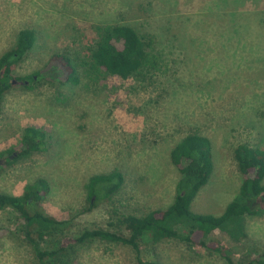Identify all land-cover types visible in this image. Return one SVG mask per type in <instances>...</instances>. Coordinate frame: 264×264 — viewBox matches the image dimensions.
Returning a JSON list of instances; mask_svg holds the SVG:
<instances>
[{
  "label": "rangeland",
  "instance_id": "374dc122",
  "mask_svg": "<svg viewBox=\"0 0 264 264\" xmlns=\"http://www.w3.org/2000/svg\"><path fill=\"white\" fill-rule=\"evenodd\" d=\"M115 23L159 34L162 71L112 78L106 86L61 85L69 75L63 57L77 63L96 42L95 27ZM25 29L37 39L17 72L44 79L6 95L0 152L19 147L29 126L46 128L52 139L43 152L3 163L1 192L20 196L44 179L46 211L73 220L72 232L114 231L117 217L143 216L173 202L180 174L170 152L199 133L212 141L214 171L194 211L221 215L238 196L243 178L234 149L264 148V0H0V55ZM114 171L124 177L121 189L107 200L94 197L97 205L84 211L91 178ZM14 217L0 211V264H31L29 247L9 232ZM242 228L244 236L238 225L212 240L230 251L233 264H252L264 256V216H245ZM140 247L143 260L160 264H228L212 249L178 240H146ZM75 257L74 264H138L132 248L101 241Z\"/></svg>",
  "mask_w": 264,
  "mask_h": 264
},
{
  "label": "trees",
  "instance_id": "16d2710c",
  "mask_svg": "<svg viewBox=\"0 0 264 264\" xmlns=\"http://www.w3.org/2000/svg\"><path fill=\"white\" fill-rule=\"evenodd\" d=\"M95 32V44L75 57L77 63L63 57L69 75L60 81L61 85L77 86L86 80V86H106L105 82L112 78L146 79L162 71L165 59L158 49L157 32L118 23L96 26ZM36 39L34 30H21L15 45L0 55V108L14 87L22 85L30 90L44 79L39 72L30 75L17 72L18 66L35 47ZM51 139L46 128H25L19 147L14 151L0 152V176L5 164L47 150ZM234 159L243 178L240 192L217 216L197 213L193 209V202L207 186L214 171L212 141L199 133L187 135L170 152V161L180 174L173 202L167 208L154 209L143 216L117 217L114 231L95 228L72 232L73 220L60 221L46 211L44 202L50 189L44 179L27 185L20 196L0 191V211L15 214L16 229L9 232L29 247L33 256L31 264H74L77 253L96 241L132 248L138 264H160L141 258L140 246L146 240L152 243L178 240L191 247L212 249L228 264H233L230 251L212 238L215 232L231 233L238 225L244 236L243 218L247 215L264 216V148L239 144L234 149ZM123 183L124 177L119 171L92 177L87 185L90 208L84 211L97 205L92 203L94 197L98 201L107 200L121 189ZM252 264H264V256Z\"/></svg>",
  "mask_w": 264,
  "mask_h": 264
}]
</instances>
